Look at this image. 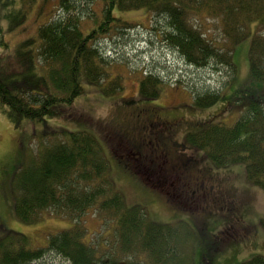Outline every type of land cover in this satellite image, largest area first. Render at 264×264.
I'll return each instance as SVG.
<instances>
[{"label":"trees","instance_id":"trees-1","mask_svg":"<svg viewBox=\"0 0 264 264\" xmlns=\"http://www.w3.org/2000/svg\"><path fill=\"white\" fill-rule=\"evenodd\" d=\"M50 2L0 0V109L16 127L27 121L46 122V118L72 119L75 107H79L76 100L87 92L85 86L98 89L106 97L126 93L129 87L122 68L127 65L111 61L98 41L139 23L116 17L114 10L148 9L149 19L163 22L155 30L158 38L187 65L235 77V48L252 33L255 24L249 52L250 77L252 82H264V0H59L49 8ZM58 7L68 15L54 19ZM86 9L89 11L84 13ZM30 16L32 23H37L31 35L27 34ZM211 25L217 27L218 37ZM13 33L25 34L15 47L8 39ZM130 81L132 86L138 83L141 99H158L171 86L158 73L145 74L143 69ZM187 90L197 109L210 108L219 101L229 105L238 102L236 112L240 114L232 125L214 119L186 124L180 147L218 168L245 166L249 183L264 190V88L242 86L228 97L227 89ZM241 91L244 96L237 97ZM131 99L136 101V96ZM144 108L131 117H137L147 136L138 134L140 139L133 143L125 134L122 142L131 153L125 149L128 157H121L116 166H123L127 173L128 167L137 170L133 154L140 157L138 164L142 167L154 161L147 166L158 172L162 170L158 166L160 157L164 156L165 170L174 173L168 181L181 180L178 186L182 187L177 189L193 198L196 193L192 190L200 189V185L184 183L185 174L190 177L188 181L192 180L184 169H189L190 162L176 163L172 148L170 135L176 117L163 114L167 108L160 104ZM106 153L90 131L46 126L38 147L30 151L13 177L15 213L25 223H37L44 219V213H51L70 220L73 226L50 235L46 247L28 246L23 234L11 237L12 244L0 242V264H31L50 252L69 264H213L225 237H219L218 231L215 242L211 239L214 244L204 242L207 218L215 214L216 204L223 199L216 192L194 197L203 212L197 225L199 232L186 222L153 221L145 207L127 205ZM137 171L149 184L140 168ZM196 176L194 179L204 174ZM91 212L108 225L109 245L105 242L107 234L97 245L92 241L86 223ZM261 223L264 227V219ZM241 264H264V255Z\"/></svg>","mask_w":264,"mask_h":264},{"label":"rangeland","instance_id":"rangeland-1","mask_svg":"<svg viewBox=\"0 0 264 264\" xmlns=\"http://www.w3.org/2000/svg\"><path fill=\"white\" fill-rule=\"evenodd\" d=\"M58 2L59 0H51L48 7H55ZM87 11L89 10L86 9L84 13ZM149 13L148 9L114 10L116 17L139 24L121 33L116 31L112 34L113 36L104 35L98 41L111 61L120 62L122 65L126 64L128 67L122 68L125 83L129 87L123 96L122 93H119L113 97H106L98 89L85 86L87 92L76 100L75 103L80 108L75 107L77 112L72 119L46 118V122L27 121L20 127L13 125L0 109V242L12 244L10 242L11 237L23 234L27 237L28 246L46 247L50 235L73 226L70 220L57 218L51 213H44L42 217L44 219L37 223H25L15 213L13 177L17 171H20L18 168L30 155V151L36 150L38 147L46 126H50L86 130L94 133L104 150L109 153L110 158L107 153L106 155L112 166L113 178L119 191L124 195L127 205L145 207L153 221L163 224L186 222L196 232H199L197 225L200 218L203 219V212L200 211V201L194 197L207 192L208 194L216 192L223 200H218L216 209L213 211L215 214L212 213L213 215H209L210 218H207V234H205L207 238L204 239V242L213 243L211 239L215 237L218 231H220L218 236L225 237L223 239L225 242L216 255L213 264H241L257 255H264V227L261 223V220L264 219V190L249 183L246 178L245 166L235 165L218 168L209 160L207 163L199 156L188 155V152L186 153L180 147V140L182 137L184 139L182 129L186 124L198 125L205 120L214 119L232 125L237 121L240 114V111L236 112V108L239 109L238 102L229 105V103L219 101L210 108L197 109L193 106L192 96L187 89L196 90L203 87H212V89L219 91L227 89L225 94L228 97L242 86L264 88V82H252L250 77L249 52L256 25H252V33L235 48L236 77L226 76L224 73L215 72L211 69L199 71L187 65L177 52L158 38L155 30L161 28L163 22L157 23V20L155 21V18L152 17L149 19ZM54 15V19H56L67 16L68 12L64 8L58 7ZM30 18L31 21L28 23L30 29L27 33L29 35L33 34L37 25V23H32V16ZM211 27L212 33L218 37L217 27L215 25H211ZM24 36L25 34L20 33L9 34L8 39L11 46L15 47L16 43ZM141 69L145 71V74L158 73L159 76L164 77L166 83L171 85L166 88L162 97L158 99H141L139 97L141 95L139 86H137L138 83L136 82L135 86L130 85L132 84L130 78L136 79L137 71ZM178 85L180 86L178 87ZM133 95L136 96V101L131 99ZM237 95V97L242 98L244 92H237ZM156 104L167 108V110L162 111L166 116L176 117L174 119L176 124L172 128L173 133L170 135L174 144L172 148L174 149V156H176V163L182 160L190 162L189 169H184L187 170L188 175H192V180L188 181L190 177L188 178L185 174L186 178L182 179L184 183L193 184L195 182V186L200 185V189L192 190L196 194H190L191 189L188 191L192 197L194 196V199L177 189V187H182L181 185L178 186L181 180L168 181L174 173L165 170L166 159L164 162L160 160L158 163L161 165V171L152 172L147 165L154 161L142 167L138 164L140 157L131 155L134 158L137 157V159L133 158L134 165L139 166L149 184L145 183L137 171L139 168L132 170L128 167L127 173L123 170V166H116L121 157H128L126 150L131 153L128 145L122 142L125 134L130 135V141L133 143L140 139L138 134L143 137L147 136V134L142 133V125L137 123V117L133 119L131 116L140 112L143 107L147 109ZM173 107L177 110L174 111ZM85 124L89 129L85 127ZM198 155L203 157L202 153H198ZM129 161L133 163L131 160ZM178 173L182 172L179 171ZM199 173L204 174V177L194 179ZM217 216L219 218H215ZM86 223L92 232L91 239L96 245L101 241L103 234H107V241L105 242L109 245L108 225L102 224L96 213L91 212L87 215ZM17 245L19 246L18 243ZM31 264L69 263L58 254L50 252L41 260Z\"/></svg>","mask_w":264,"mask_h":264},{"label":"flooded vegetation","instance_id":"flooded-vegetation-1","mask_svg":"<svg viewBox=\"0 0 264 264\" xmlns=\"http://www.w3.org/2000/svg\"><path fill=\"white\" fill-rule=\"evenodd\" d=\"M160 121L165 122L163 119L160 120ZM166 123L168 124V127H171V126H172V124H171L169 121H167ZM160 158H161V161L164 162V156H162V157H160ZM158 166H160V165H158ZM213 193H214V192H213Z\"/></svg>","mask_w":264,"mask_h":264}]
</instances>
